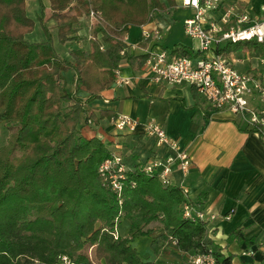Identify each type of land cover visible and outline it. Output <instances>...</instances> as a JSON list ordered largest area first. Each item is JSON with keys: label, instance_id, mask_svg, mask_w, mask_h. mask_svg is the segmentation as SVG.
<instances>
[{"label": "trees", "instance_id": "obj_1", "mask_svg": "<svg viewBox=\"0 0 264 264\" xmlns=\"http://www.w3.org/2000/svg\"><path fill=\"white\" fill-rule=\"evenodd\" d=\"M167 1L174 6V0ZM168 4L49 0L46 5L39 0L35 18L26 0H0V124L10 130L0 146V264H56L63 254L74 264H155L132 244L145 235L154 253L175 238L184 253L212 248L216 264H233L232 253H223L210 237L206 219L183 215V203L197 202L188 200L182 187L145 174L134 155L126 158L132 170L123 192H112L98 166L113 150L102 138L81 132L84 122L117 117L89 103L113 84L123 60L141 68L148 53L130 52L123 38L131 25L151 22ZM91 11L96 15L90 47L76 45L68 56L60 54L55 40H79L77 24ZM51 18L55 34L47 24ZM37 21L44 38L29 40ZM242 48L264 56V40L228 42L220 50ZM171 52L197 55L188 45ZM193 94L199 96L194 88Z\"/></svg>", "mask_w": 264, "mask_h": 264}, {"label": "crops", "instance_id": "obj_2", "mask_svg": "<svg viewBox=\"0 0 264 264\" xmlns=\"http://www.w3.org/2000/svg\"><path fill=\"white\" fill-rule=\"evenodd\" d=\"M162 1L168 4L167 0ZM232 1L222 0L212 14L219 16L226 3ZM43 2L49 5V0ZM181 2L174 0V6L168 4L167 11L158 13L145 25H131L128 43L137 45L134 49L128 45V50L140 54L160 47H196L197 41L183 31L184 19L193 15L195 10L182 6ZM237 5L259 12L264 0H237ZM26 7L32 17L36 18L40 13L39 0H26ZM178 10L182 12L183 35L176 29L175 12ZM88 17L91 19L85 15L80 21L89 20ZM54 21L51 18L47 24L55 25ZM168 25H171L169 29ZM155 27L160 28V37L143 41L141 32L145 29L153 31ZM81 31L78 29L79 35ZM121 70L134 77L132 82L123 85L113 83L89 105L95 111L107 109L116 115L157 120L169 136L190 153L192 163L189 171L184 175L180 168L175 167L171 174L172 184L182 187L188 200L197 202L195 206L206 215L209 235L215 245L221 247L223 253H232L233 264H264V143L260 135L245 130L246 125L238 115L225 109L211 108L197 91L199 96L193 94L194 87L188 84L155 83L141 75V68L132 69L125 60ZM81 132L102 138L110 150L116 149L125 159L134 155L137 161L144 162L154 150L166 151L164 145L156 146L153 135L116 130L113 119L103 118L99 124L84 122ZM202 194L205 198L200 201ZM227 214L230 218L225 217ZM137 237L147 238L150 251L147 255L140 254L155 264L158 261L160 264H190L189 253L180 251L175 241L163 243L160 251L154 253L149 236H136L132 244ZM244 249H253L254 253L242 254Z\"/></svg>", "mask_w": 264, "mask_h": 264}, {"label": "built area", "instance_id": "obj_3", "mask_svg": "<svg viewBox=\"0 0 264 264\" xmlns=\"http://www.w3.org/2000/svg\"><path fill=\"white\" fill-rule=\"evenodd\" d=\"M222 0H182L185 7L195 12L184 19L186 35L197 41L193 48L197 55L174 54L171 49L160 47L149 49L148 57L141 66V75L155 83L167 85L188 84L196 89L204 101L215 110L230 111L240 117L246 127L257 132L264 143V56L249 49L224 52L220 48L226 43L243 40H264V5L259 12L240 8L237 0L226 3L219 16L212 14ZM94 11L90 17L95 18ZM228 25V27H226ZM171 25H168V29ZM142 40L159 38L161 30H143ZM133 49L137 44H129ZM124 54V51H121ZM114 84H129L133 76L116 69ZM90 122V121H89ZM115 129L127 133H143L156 138V146L164 145L166 151L154 150L146 161L141 162L145 174L157 176L164 185L172 184L171 174L175 167L185 175L192 160L188 149L171 138L165 128L153 118L140 120L127 114H119L113 119ZM132 166L124 155L116 149L105 157L98 166V173L104 185L121 195L129 180ZM183 215L187 218L206 219L196 206L185 202ZM230 218V214L225 215ZM119 235L115 228L114 236ZM176 243V239L172 238ZM253 249H244L242 254H253ZM190 264H216L212 248L189 253ZM56 264H74L66 254L60 255Z\"/></svg>", "mask_w": 264, "mask_h": 264}, {"label": "rangeland", "instance_id": "obj_4", "mask_svg": "<svg viewBox=\"0 0 264 264\" xmlns=\"http://www.w3.org/2000/svg\"><path fill=\"white\" fill-rule=\"evenodd\" d=\"M181 13L182 12L179 10L177 12H175V17L177 20L176 29H177V31L180 32L181 35H183V31H182L183 30V24H182L183 23V17H181L182 16ZM94 21L95 20L93 18H91V19L89 18V20L83 19L82 21H80L77 24V29L82 30L80 32L81 38L77 41L60 43L57 40H55V45H56V48L59 51V53L62 54L63 56H68L69 55V49L73 46H76L77 43L84 48L90 47V43H89L90 27ZM135 26H137V25H135ZM50 27H51L52 32L55 34V31H56L55 25H50ZM179 27H180V29H178ZM41 32L44 35V32H43L39 22L37 21L34 30L27 34V38L29 40H34V38L36 40H38V37L41 35L40 38L43 39V35L41 34ZM185 39H186V41H188L187 37H185ZM193 44H196L195 41H193ZM71 84L72 83H70V85ZM9 134H10L9 128L4 123H1L0 124V146L7 143ZM126 226H127V221L125 220V218H122L119 227L122 231H124L126 229ZM147 243H148V241H147L146 237H137L133 244L138 247L141 254L147 255L148 252L150 251V250H148V244ZM160 262L161 261H158V264H160Z\"/></svg>", "mask_w": 264, "mask_h": 264}]
</instances>
